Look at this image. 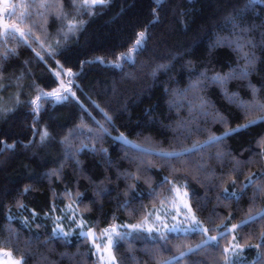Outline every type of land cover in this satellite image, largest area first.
Masks as SVG:
<instances>
[{
	"label": "trees",
	"instance_id": "obj_1",
	"mask_svg": "<svg viewBox=\"0 0 264 264\" xmlns=\"http://www.w3.org/2000/svg\"><path fill=\"white\" fill-rule=\"evenodd\" d=\"M64 3L79 27L54 54L0 46V250L97 264L49 215L75 195L98 231L135 224L181 184L216 242L138 232L118 239L117 264H231L234 237V264H264V0Z\"/></svg>",
	"mask_w": 264,
	"mask_h": 264
},
{
	"label": "rangeland",
	"instance_id": "obj_2",
	"mask_svg": "<svg viewBox=\"0 0 264 264\" xmlns=\"http://www.w3.org/2000/svg\"><path fill=\"white\" fill-rule=\"evenodd\" d=\"M72 2L80 9L84 5L91 4V0H87V4L86 0H72ZM53 19L58 20L59 24L56 33L50 30ZM78 27L79 23L75 17H69L66 14L64 0H0V46L3 44L6 49L9 48L8 44L18 39L31 43L34 40L42 53L54 54L64 41L63 38L75 33ZM6 30H10L12 34H5ZM232 44L239 48L236 40ZM57 74L62 78V83L55 92L69 90L68 83H71L68 82L69 75L64 70L57 71ZM239 103L248 108L254 105V103L245 104L240 101ZM179 127L183 128V125ZM145 147L152 150L149 146ZM76 198L73 195L69 199L70 203L62 207V210L49 215L53 224V233L67 238H72L77 234L87 237L94 247L97 264H117L115 246L118 239L138 232L163 236L169 233H189L194 232L191 229L198 223V231L206 235L197 247L206 243H214L209 238L218 236L207 233L205 226L197 218L191 206L188 189L181 184L173 186L169 196L141 221L135 224H116L99 231L90 227L85 221ZM174 226L179 230L169 231ZM238 226H231L229 231H235ZM109 238L113 242L111 247H109ZM242 251L243 248L238 245L234 237L233 243L227 249L229 263L238 262ZM111 257L115 260L113 261ZM0 264H22V259L14 256L9 250L2 249L0 250Z\"/></svg>",
	"mask_w": 264,
	"mask_h": 264
},
{
	"label": "snow or ice",
	"instance_id": "obj_3",
	"mask_svg": "<svg viewBox=\"0 0 264 264\" xmlns=\"http://www.w3.org/2000/svg\"><path fill=\"white\" fill-rule=\"evenodd\" d=\"M105 2V0H91V4L89 5V6H94V5H96V4H102V3H104ZM86 4H87V0H86ZM41 6H43V5H41ZM5 34H12L11 33V31L10 30H6V33ZM141 37H143V33H141ZM141 43V41L140 40H138L137 41V45H139ZM262 120H264V117H262L261 118ZM258 121H256V120H253V121H250L249 123L250 124H254V123H257ZM249 125L248 124H246V125H243L242 127H248ZM232 131H239V129H233ZM228 133H225V135H227ZM46 135V134H45ZM213 139H218V138H215V137H213ZM252 219H255L254 217L252 218ZM179 229L178 228H176L175 226L173 227V228H171V229H169V231H178ZM192 231H198L199 230V227H198V223H197V225L193 228V229H191ZM107 231V230H106ZM94 235V234H93ZM210 240H212L213 242H215L216 240H217V238L216 237H210L209 238ZM112 244H113V242H112V240H111V238H109V247H111L112 246ZM99 247V246H98ZM189 252H192V251H194L193 249H191V248H189V250H188ZM226 251H227V249H226ZM185 255V253H180V256L181 257H183ZM111 259L114 261L115 260V258L114 257H111Z\"/></svg>",
	"mask_w": 264,
	"mask_h": 264
}]
</instances>
